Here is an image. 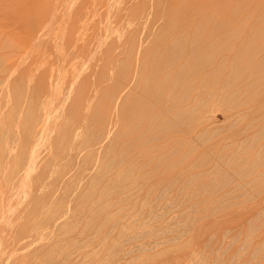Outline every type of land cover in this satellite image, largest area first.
<instances>
[{"label": "rangeland", "instance_id": "374dc122", "mask_svg": "<svg viewBox=\"0 0 264 264\" xmlns=\"http://www.w3.org/2000/svg\"><path fill=\"white\" fill-rule=\"evenodd\" d=\"M24 1L15 5L30 4ZM45 1L40 3L48 10L54 6L57 17L67 5V0H58V6L57 0ZM96 1L73 0L77 8L65 25L55 27L47 44L21 64L20 54L32 49V36L15 34L25 10L10 12L11 0L0 8V45H14L17 74L9 91L14 104L4 106L10 98L2 101L0 95L6 110L0 131L15 130L5 116L11 112L27 156L37 145L39 155L48 152L28 176L26 218L13 214L0 237V263L25 244L26 264H199L200 259V264H229L233 258L243 263L249 251L239 252L240 246L262 238L245 220L264 205V188L253 193L245 184L252 176L234 164L249 154L264 157V150L256 149L264 146V132L253 138L264 127V0H196L204 1V17L196 13L195 0H162L166 7L157 6L158 0ZM235 2L241 6L238 15L214 24L231 15ZM59 31L71 33L70 45L57 41ZM90 49L96 57L88 61ZM112 55L124 61L123 68L110 62ZM77 71H83L81 77ZM76 77L77 85L69 88ZM111 87L116 90L109 93ZM228 92L239 94L233 105L247 102L238 110L256 113L254 120L224 128L221 112L228 106L221 96ZM181 111L180 124L175 118ZM243 125L250 128L236 137ZM45 135L50 137L42 144ZM244 147H250L245 156L231 152ZM102 172L94 190L91 184ZM223 175L230 181L225 191L205 185ZM8 179L5 192L16 191L18 176ZM224 193L238 203L220 206ZM3 195L0 231L2 215L17 202L16 194ZM142 231L153 236L140 238Z\"/></svg>", "mask_w": 264, "mask_h": 264}, {"label": "bare ground", "instance_id": "6f19581e", "mask_svg": "<svg viewBox=\"0 0 264 264\" xmlns=\"http://www.w3.org/2000/svg\"><path fill=\"white\" fill-rule=\"evenodd\" d=\"M11 1H13L11 3H13L14 6H16L15 0H11ZM18 1L19 0H17V2ZM28 1H30V4H26V5H28L26 7L25 6H16L15 8H13L14 7L13 6L12 8H10V12H11V11H14L15 9H17L18 7H21V9H18L20 11H17V13L18 12L21 13L24 10L26 13V14L24 13L25 15L23 16L22 19H20L21 17L19 18L21 20L22 26H18L20 29H17V31L15 30L16 31L15 34L18 33V31L22 30V31H24L22 33H25V35H27V36L29 35V37L32 36V38L30 39V42L32 44V45H30V47L32 49L30 51L28 49L27 55H25V54L21 55L20 54L19 59H21V60L19 61V64H21L23 62V60H25L24 56H26L27 59L29 58V55L31 54L30 52H32V50H34L36 52L41 50V48L47 44L46 38L48 37V35L49 34L52 35V32L54 33V31H53L54 28L57 26L59 27L60 23H64L63 24V26H64L65 23L68 21V17L71 16V14L77 8V6H76L77 4L73 3V0H67L66 1L67 5L64 6L65 8L63 10L58 7L59 9L62 10V11L60 10V12H62V14L57 17L56 12H58V11L55 10L54 6L49 8V10H48V6L45 5V3L48 4V2H46L45 0H44L45 3H40V2H42V0L38 1L39 5L40 4L44 5V6L40 5L41 7H39V6L37 7V5H38L37 1H36L37 4H35V5H34V3L31 4V2H33L34 0H28ZM55 1L56 0H54L53 3H55ZM112 1H113L112 2V4H113L115 2V0H112ZM181 1L182 0H178V4H180ZM219 1L224 2V0H219ZM57 2H58V0L56 1V4L58 6V3L62 2V1L59 0V2L58 3ZM63 2H65V0ZM103 2L104 1L102 0V4H103ZM105 2H107V1H105ZM196 2H197L196 13H198L204 17V5H205L204 1H196ZM11 3H9V4H11ZM95 3H97V1ZM99 3H101V0ZM99 3H97V5ZM20 4L21 3H19L18 5H20ZM63 4L60 3L59 6L63 5ZM156 4H157V6H160V7H166V4L162 0H158L156 2ZM33 5L35 6V8L36 7L37 8L32 9V8H34ZM103 5H105V4H103ZM234 5H236V7H234L232 9L231 15H228L225 18H222V17L216 18L214 21V24L217 23L218 21H221V22L222 21L223 22L232 21L238 15V13L241 10V6H240L239 2H235ZM9 6L10 5H8L7 0H0V8L6 9V7H9ZM50 6H52V5H50ZM95 6H96V4H95ZM27 9H32L34 11L31 10L32 12L28 13V11L26 12ZM103 9L106 10L104 7H103ZM103 9H102V12H105ZM1 11H2V9H1ZM10 12L8 14H10ZM10 20H11V16H10ZM14 20H16V19H14ZM172 22H173V20L164 21L163 24H171ZM180 24H181L180 22L177 23V25H180ZM219 24L220 23H218V25ZM12 33H14V31ZM20 33H18V35H20ZM70 35H71V33L66 34L64 31H59L58 36L56 35L58 37L57 41L63 40V41H65V43L67 45H70L71 44V42L69 41ZM6 37H5V40L7 39ZM52 37H49V38H52ZM20 42L21 41H19V43ZM4 43H3L4 46L0 45V95H2L1 97H3L2 101L8 100L10 98L9 101L5 102V105H4V106H6V105L9 106L11 104H14L11 101V96H10L9 91L12 90L10 87H12V84L15 82L16 75H17L15 72L16 69H14V67H13L14 64L12 63V60L15 58L16 51H15L14 45L10 46L9 44L5 45ZM99 44L100 43H98V45ZM19 46H21V45H19ZM172 46L176 49L177 53L183 54L184 49L182 47H179L180 45L178 42H173ZM109 47H110V44H108L107 48H109ZM130 50L133 51L134 49L130 48ZM139 51H140V48L137 50V52H139ZM2 52H4V53L1 54ZM28 53H29V55H28ZM95 57H96V54H95L93 49L87 50V57L86 58L88 61L93 60ZM100 62H102L101 58H100ZM110 62L111 63H117V66H121L122 68L124 66V61L122 59L119 60V58L117 56H114V55L111 56ZM185 70L187 73L191 72V68L189 66H187L185 68ZM125 72H126V70L123 69L120 72V75L125 73ZM82 73H83V71H77V74L80 77H81ZM121 77H122V75H121ZM77 83H78L77 77L74 80L73 79L70 80L69 81V84H70L69 88L73 89L77 85ZM115 90H116L115 87H111L109 93H112ZM69 93L70 92L66 93L67 97L69 96ZM109 93L102 94V95H107ZM67 97L63 100H66ZM238 97H239V94L236 92H228L225 95L222 94V96H221V101L223 102V104L228 106V109L226 110V112L225 111L221 112L222 114H224L223 122H224V128L225 129H227V128L230 129L233 127L235 128V126L237 125L236 123L242 122L244 120V118L247 119V118L253 117V120H254L255 117L257 116L256 113L248 115L249 112H247V110H244V109L238 110L239 107H244L247 104V102H242V103H238V104L233 105V103L237 102ZM53 102L54 101H52V103ZM2 105L3 104H0V106H2ZM57 112H59V111L55 112L56 116H57V114H56ZM4 113H6V110L2 106L0 109V115H3ZM184 114L185 113H183V111L178 112V114L176 115L175 121H177L178 123L181 124L184 120L180 117V115L184 116ZM5 116H6V119L10 118L11 127L14 128L15 130L9 131L6 129L5 131H0V196H4L3 194H6V193H9L8 196L16 194L14 201L17 200V202H14L13 205H15V207L10 209L8 214H6V215L4 214L7 211L3 212L4 215H2V216H3V220L5 221V225H4V228L0 231V237H3L5 232H7L9 227H11L10 223H11V219H12L13 214H16L19 211V219L18 220L23 221V219L26 218L25 214H26V212H28L27 211L28 207H30L28 205L29 204V198H28L29 196H27V193H26L27 192V186L30 182L27 180L28 176L30 175V173L34 167L41 165V159L46 158V156L48 155V152H45L43 154V156L39 155L38 154L39 148L37 145V147H35L34 150L30 151L29 156H27V154L25 153V150L23 148L24 136L21 137L20 132H17L19 128L16 125H14V123L16 121L15 114L9 112V116H7L6 114H5ZM18 118H21V117H18ZM256 123L249 124V125H256ZM249 125L247 128L245 125L241 126L236 133V137H238V136L240 137V136L244 135L247 132V130L250 128ZM8 128H10V127H8ZM53 129H54V133H55L56 137L59 138L60 130L62 129L61 126L57 125V127H54ZM53 129H51L50 132H52ZM263 132H264V127L262 129H260L258 132H256L254 134L253 138H258ZM49 137H50L49 135L43 136L41 143L46 144L48 141L47 139ZM253 142H254V140H253ZM248 148H250V147L236 148L235 150H233L231 152L233 153V155L235 154L237 156H240V155L245 156V155L250 153V149H248ZM256 149L258 152H260V151L264 150V146L257 147ZM61 150H62V148H60V151ZM221 163H222V160H221ZM224 163L228 164L226 161ZM246 163H250V164H246ZM234 166H240L242 169V170L240 169V173L241 174L245 173L246 177L252 176V180L249 183H245V184L251 185V189L253 190V193H256V194L260 193L259 191H257V189L263 190V188H264V157H261V156L255 155V154H249L245 160L238 159L237 162L234 164ZM13 169H14V171H12ZM107 169H109V167H107ZM107 169H104V170H107ZM10 175L11 176H18V178H19L18 183L20 185L16 188V191L5 192L6 186L9 183L8 177ZM103 176H104V173L102 172L100 177H96L94 179L93 184H91V187H93L94 190H96V187L100 185ZM122 177L123 176L119 177L120 180L122 179ZM229 184H230V181L226 179V175H223L219 182H215V183L211 182V183L205 184V185L206 186L219 185V187L222 188V192H223V191H225L224 190L225 187L229 188ZM103 188L104 189L102 190V194H105V186ZM248 193H249L248 191H245L244 195H246ZM194 194H197V193L196 192H194V193L190 192L189 193V195H194ZM17 197H18V199H17ZM233 199H234V197H232L231 194H227V193L222 194V196L219 199L220 206H225L229 203L234 202ZM188 201H193L191 196L188 198ZM237 203L238 202L235 201L233 203V205L235 206ZM10 204H11V200H9V206H10ZM216 208H218V207H214L213 210H215ZM7 209H8V207H7ZM24 212H25V214H24ZM129 223L133 224L131 221ZM245 223H246V225H248V228L251 231H253L254 233L255 232L257 233L260 231L259 234L261 235L262 238L259 240V242H257L254 245H251V242L249 244H246L244 242V244H242L240 246V248H239L240 250H238L239 252L247 251V250L249 251V257L246 260H244L243 263H241V264H264V205H262V206L260 205V207L253 208L250 211V216L245 220ZM137 235L140 238L153 236L148 231L147 232H145V231L138 232ZM2 241H3V238H2ZM238 242H239V240H238ZM29 250H30V247H28V245L25 244L24 247H22L20 249H15V250L9 251V252H7V254L5 255V257L3 258V260L0 264H15L16 259L18 260V263L26 264L25 261L29 256ZM202 260L203 259L199 260V264L202 262ZM237 262L238 261L233 258L232 260H230L229 264H237Z\"/></svg>", "mask_w": 264, "mask_h": 264}]
</instances>
